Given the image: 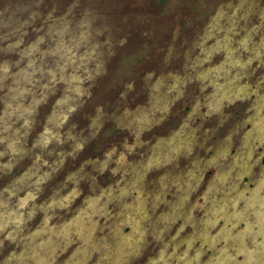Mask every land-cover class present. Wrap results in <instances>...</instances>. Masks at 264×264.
<instances>
[{"label":"clouds","instance_id":"clouds-1","mask_svg":"<svg viewBox=\"0 0 264 264\" xmlns=\"http://www.w3.org/2000/svg\"><path fill=\"white\" fill-rule=\"evenodd\" d=\"M127 4L0 0V264H264V0Z\"/></svg>","mask_w":264,"mask_h":264},{"label":"rangeland","instance_id":"rangeland-1","mask_svg":"<svg viewBox=\"0 0 264 264\" xmlns=\"http://www.w3.org/2000/svg\"><path fill=\"white\" fill-rule=\"evenodd\" d=\"M146 3V0H128V4L125 6V11H128L129 6L132 4H136L139 5V7L137 8H133V11H144V4ZM154 9V3L153 5L148 7L149 11H152ZM145 39H147V37H145Z\"/></svg>","mask_w":264,"mask_h":264}]
</instances>
